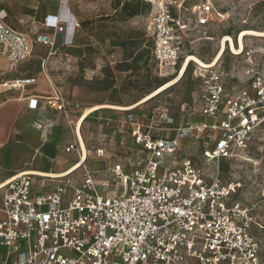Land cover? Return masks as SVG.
Returning a JSON list of instances; mask_svg holds the SVG:
<instances>
[{"label": "built area", "instance_id": "obj_1", "mask_svg": "<svg viewBox=\"0 0 264 264\" xmlns=\"http://www.w3.org/2000/svg\"><path fill=\"white\" fill-rule=\"evenodd\" d=\"M140 1L150 6L147 24L157 74L181 73L188 57L184 0ZM192 11L198 25L222 15L213 0L195 3ZM45 25L65 34V44L72 45L81 22L70 0H61L60 14L48 16ZM33 42L54 46L55 36L32 38L0 9V56L10 71L33 56ZM243 53L248 85L228 84L221 56L196 69L195 96L188 108L183 105L198 114L193 121L177 122L166 105L146 122L134 108L126 109L130 150L113 153L114 162L104 171L83 162L80 177L75 171L55 176L20 172L8 179L0 187V245L7 248L0 264H264L262 241L253 232L254 225H264L250 207L233 199L237 186L224 180L219 168L221 160L249 149L264 127V69L255 70L254 50L243 48ZM34 82V76L17 77L10 87ZM53 86L45 103L67 113L65 98ZM28 106L37 109L40 99L29 98ZM74 150L81 157L77 141L66 146ZM214 163L218 167L210 171ZM42 178L55 184L36 192Z\"/></svg>", "mask_w": 264, "mask_h": 264}, {"label": "rangeland", "instance_id": "obj_2", "mask_svg": "<svg viewBox=\"0 0 264 264\" xmlns=\"http://www.w3.org/2000/svg\"><path fill=\"white\" fill-rule=\"evenodd\" d=\"M200 1L184 0L181 14L187 25L184 59L193 54L205 62L213 61L220 53L226 35L234 40L236 37V45H239L241 31L255 30L257 33L244 36L243 48L255 51V70H263L264 0H213L222 15H215L206 25H198L192 11V6ZM126 3L135 6L136 1L70 0L71 9L81 22L74 45H62L63 34H58L54 46L38 44L36 55L13 73L5 57L0 56V106L19 100L21 96L39 93L36 88L43 89L47 84L48 90L41 93H50L52 84L58 86L67 102V112L74 117L104 105L92 111L81 127L87 163L99 172L114 162L113 153L124 154L130 150V127L125 122L127 107L137 104L179 75L178 71L167 76L157 74L147 24L150 7L142 4L139 13L130 16L123 11ZM60 8L61 0H0V9L8 11L12 22L28 33H45L52 38L54 30L45 25V20L49 14L58 13ZM221 60L231 87L248 85L244 53H235L227 43ZM199 66L191 62L180 81L141 102L132 112L146 122L157 107L166 105L179 123L197 119L198 114L192 115L191 109L185 110L183 105L186 103L188 108L195 96L198 83L195 71ZM31 76L45 82L10 87L13 79ZM104 117L112 119L109 121ZM53 119L52 116L37 119L36 115L21 111L10 124L1 120L0 129H10L11 133L9 138L0 139V183L9 177L7 175L23 170L62 171L57 168L59 162L65 161L67 166L74 161V153L66 151L68 141H75L72 118L62 112L56 123ZM36 120L42 122L41 128ZM51 122L54 124L49 125ZM164 126L166 124L156 123L157 128ZM189 141L198 145L196 140ZM99 149L104 150L101 156ZM217 167L214 163L209 169L215 171ZM219 168L224 180L233 181L237 186L233 199L250 207L257 222L264 225V127L249 149L236 157L221 160ZM253 232L262 241L264 253V228L254 225Z\"/></svg>", "mask_w": 264, "mask_h": 264}, {"label": "crops", "instance_id": "obj_3", "mask_svg": "<svg viewBox=\"0 0 264 264\" xmlns=\"http://www.w3.org/2000/svg\"><path fill=\"white\" fill-rule=\"evenodd\" d=\"M70 9H71V6H70ZM60 12H61V8H60V10H59V12L58 13H56V14H49L48 16L49 17H51V16H55V15H59L60 14ZM71 12L73 13V11H72V9H71ZM74 14V13H73ZM75 15V14H74ZM47 16V17H48ZM76 16V15H75ZM77 17V16H76ZM9 21L14 25V26H16L17 28H19V29H21V30H23V31H26V30H24V29H22L20 26H18L16 23H14V22H12L11 21V19H10V16H9ZM54 30V29H53ZM27 32V31H26ZM29 34H30V36L32 37V38H35V35L37 34L36 32H34L33 34H31V32L29 31ZM54 34H55V31H54ZM59 34H63V33H59ZM56 35H58V34H55L54 36L56 37ZM63 37H62V41H61V43H62V45H66L65 44V38H66V36H65V34H63L62 35ZM74 41H75V36H74ZM38 44H40V43H37V42H33V56L28 60V61H30L35 55H36V49H37V45ZM41 45H43V44H41ZM72 45H74V43L72 44ZM72 45H70V46H72ZM28 61H26V62H28ZM25 62V63H26ZM24 64V63H23ZM22 65V64H21ZM19 69V68H18ZM18 71V70H17ZM17 71H15V72H17ZM10 72H12V71H10ZM13 73V72H12ZM35 77V76H34ZM45 82L44 80H38L37 79V77H36V82H34V83H31V84H38L39 82ZM31 84H28V85H31ZM47 84V83H46ZM51 87H52V90L50 91H48V92H50V93H48V94H45V93H41V92H46L47 90H48V87H49V85L47 84L46 85V87L45 88H43V89H37L36 87V90L39 92V93H31V94H28L27 96H21L20 97V99L19 100H16V101H11V102H9L8 104H4V105H1L0 106V122H2L1 120H3L4 122L3 123H5V124H10L12 121H14V120H16L17 119V117H18V115H19V113L21 112V111H25L26 113H32V114H34V115H36L37 116V119H41V118H45L46 116H52V118L54 117V122L56 123L57 122V120H58V117L60 116V114H62V112H60V111H58V110H56V109H54V108H51V107H49L46 103H45V101H44V97H46V96H49V95H52V94H54V86H53V84L52 85H50ZM32 97H38L39 99H40V106L37 108V109H32V108H30L29 106H28V100H29V98H32ZM139 105V104H138ZM101 107V106H100ZM99 109V108H98ZM98 109H95V111L96 110H98ZM93 112H94V110H93ZM92 111L90 112V113H93ZM85 113V112H84ZM83 113V114H84ZM90 113L89 114H87V116L88 115H90ZM83 114H80L78 117H74V115L73 114H71L70 112L68 113L67 112V116H71V123H73L74 125H75V128L73 127V132H74V135H75V141H77L78 142V144L81 146V139L79 138V130L81 131V127H82V125H83V123L85 122V120H86V118L84 119V121L82 122V123H80V121H81V118H82V116H83ZM86 116V117H87ZM117 116V114L115 113V115H114V117H116ZM104 119H108L109 121L112 119L111 117H104ZM53 122V121H52ZM114 122H116V120H114ZM109 122H107L106 124H108ZM1 124V123H0ZM57 126H55V128H56ZM9 131H6V130H4V129H0V139L1 138H3L4 139V137H8L9 138V136H10V133H11V130L10 129H8ZM83 136V135H82ZM84 138V137H83ZM75 141H73V142H75ZM72 141L70 140V141H68V143H67V145L68 144H70ZM66 145V146H67ZM81 148H82V146H81ZM82 152V151H81ZM71 153H74V155L72 156V158H73V162L70 164V165H67V166H65L64 164H65V161H62V162H59V164L57 165V168H59V169H62V171H47V170H44V171H46V172H53V173H57V174H61V173H65V172H71V171H75V173H74V176H76V177H80V175H81V171H82V169H80V170H78V168H76L75 170H73L74 169V167H75V165H77V164H79L80 163V165L83 163V162H85L87 165H88V163H87V158L85 159V160H82V155H83V153L81 154V157H80V155H79V153L77 152V151H72ZM62 158H64V157H62ZM62 158H61V160H62ZM79 165V166H80ZM89 166V165H88ZM37 170V169H36ZM39 170V169H38ZM71 170V171H70ZM78 170V171H77ZM28 171H31V170H28ZM39 171H42V170H39ZM21 172H27V170H23V171H21ZM20 173V172H19ZM16 174H18V173H15V174H13V175H7V176H9V177H7V179H5L4 181H2L1 183H0V185H3L8 179H10L11 177H13V176H15ZM56 174V175H57ZM44 184V185H43ZM54 182H53V180H51V179H49V178H46V179H40V183L37 185V188H36V192H47V191H49V190H51L52 188H53V186H54ZM3 189L1 188V192H0V201L2 200V198H3ZM6 252H7V248L6 247H4V246H1L0 245V260H2L3 258H5V256H6ZM2 264H4V263H2Z\"/></svg>", "mask_w": 264, "mask_h": 264}, {"label": "bare ground", "instance_id": "obj_4", "mask_svg": "<svg viewBox=\"0 0 264 264\" xmlns=\"http://www.w3.org/2000/svg\"><path fill=\"white\" fill-rule=\"evenodd\" d=\"M62 16H66L65 13L63 12L62 13ZM71 29V28H70ZM249 33H257V31L255 30H243L241 31V34L239 36V39H238V42H239V45H236V41L230 36V35H226L223 40H222V49L220 51V53L217 55L216 59H218L225 47H226V44L228 43L229 46L231 47L232 51H234L235 53H240L243 49V38L246 34H249ZM191 62H195L197 63L198 65L200 66H204L206 64L205 61H203L201 58H199L198 56L196 55H188L187 57V60L184 62L183 64V69L181 71V73H179L178 76H175L174 78H172L171 80L167 81L165 84L161 85L158 89H156L154 92L146 95V97H144L140 102H138L137 104L133 105V106H130V107H127V108H134L135 106H137L138 104H140L141 102H144L146 100H148L149 98H152L153 96H155L156 94L164 91L165 89L169 88L170 86L176 84L178 81H180V79L183 77V73H184V70L187 68V66L191 63ZM104 106V105H101V107ZM100 106H96V107H92L90 109H88L84 115L82 116L81 118V121L80 123H82L84 121V119L86 118L87 114H89L91 111L95 110V109H98V108H101ZM114 107H117V106H114ZM124 108V107H122ZM126 108V107H125ZM79 138L81 139V145L83 147V155H82V160H85L86 157H87V150H86V147H85V143H84V140H83V137H82V134H81V131L79 130ZM80 165L77 164L75 165L74 169L75 170L76 168H78ZM71 171V170H70ZM27 172H31V173H35V174H39V175H43V176H55L57 173H53V172H46V171H39V170H31V171H27ZM68 172H63L61 173L62 175L64 174H67ZM60 174V175H61ZM2 185H0L1 187Z\"/></svg>", "mask_w": 264, "mask_h": 264}, {"label": "trees", "instance_id": "obj_5", "mask_svg": "<svg viewBox=\"0 0 264 264\" xmlns=\"http://www.w3.org/2000/svg\"><path fill=\"white\" fill-rule=\"evenodd\" d=\"M136 1V3H135V6H133L132 4H130V3H126V4H124V6H123V11L124 12H127L130 16H133V15H136V14H138L139 13V6L140 5H146V6H148L147 4H145V3H143L142 1H140V0H135ZM148 7H150V6H148ZM235 41H237L236 40V37H235ZM152 45H153V41H152ZM189 67V66H188ZM167 82V81H166ZM165 82V83H166ZM165 83H163V84H165ZM162 84V85H163ZM161 86V85H160ZM150 94V93H149ZM88 117V116H87ZM86 117V118H87Z\"/></svg>", "mask_w": 264, "mask_h": 264}]
</instances>
